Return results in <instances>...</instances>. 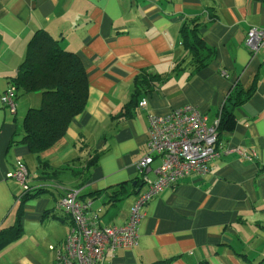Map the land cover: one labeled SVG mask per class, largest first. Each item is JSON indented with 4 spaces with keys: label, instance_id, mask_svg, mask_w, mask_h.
Instances as JSON below:
<instances>
[{
    "label": "crops",
    "instance_id": "1",
    "mask_svg": "<svg viewBox=\"0 0 264 264\" xmlns=\"http://www.w3.org/2000/svg\"><path fill=\"white\" fill-rule=\"evenodd\" d=\"M213 1L218 17L199 28L213 57L192 73L179 27L190 17L207 21L204 7L209 0H0V96L39 29L78 55L89 85L84 110L65 136L41 153L47 166H40L19 143L23 116L39 105L40 96L22 105L15 98L13 113L0 99V226L13 224L24 192L9 175L17 160L27 166L31 189H44L24 202L22 234L0 251V264H56L71 227L57 200L68 190L84 195L81 200L90 203L87 216L98 226L124 223L145 189L136 164L145 152L147 115L193 104L209 124L233 81L248 87L255 77L256 90L235 110V128L218 144L220 154L208 163L209 172L185 176L147 201L141 208L137 243L108 254L103 264H257L264 259V48L253 53L245 46L250 26L264 27V4ZM180 60L179 68L173 66ZM143 69L159 76L142 91L147 107L138 104L113 130L110 115L129 101L134 79ZM77 139L88 143L85 149L103 152L81 186L86 174L80 163L86 153L74 159ZM236 146L251 158L225 152ZM159 161L156 158L152 168ZM118 185L126 193L118 201L105 203L106 195H88Z\"/></svg>",
    "mask_w": 264,
    "mask_h": 264
},
{
    "label": "trees",
    "instance_id": "2",
    "mask_svg": "<svg viewBox=\"0 0 264 264\" xmlns=\"http://www.w3.org/2000/svg\"><path fill=\"white\" fill-rule=\"evenodd\" d=\"M254 1L264 4V0ZM204 10H206L207 21L198 22L197 18L190 17L184 20L179 27L180 39L183 48L187 51L192 73L207 65L213 57V50L205 45L199 28L218 17L216 2L209 0V5H206ZM181 64L180 60L174 62L173 66L179 68ZM157 79L159 76L156 78L155 74L147 73L145 69L137 74L129 101L117 113L110 115L113 130L118 128L120 122H124L132 115L133 110L138 106L142 91L144 92L145 88L148 85L151 86ZM9 83L15 89V98L20 95L40 93L39 105L29 107L23 116L22 136L19 143L27 146L29 152L37 157L40 166H47V162L40 158L41 153L65 136L73 119L86 106L89 85L85 67L75 52L63 49L58 39L53 38L46 30L39 29L30 37L23 60L19 64L15 76L10 78ZM256 86L257 77L248 87H245L237 79L233 81L232 87L217 113L219 118L216 127L217 149L218 144L224 142L225 133L231 132L235 128V110L253 96ZM15 142L17 141L12 139V143ZM73 145L78 154L74 158L75 160L82 159V151L86 153L84 161L80 163V171L84 167L83 173L86 174L78 184L81 186L88 179L90 169L97 164L103 152L96 149L90 151L88 148L85 149L88 143L82 139H77ZM42 191H44L43 188H34L22 192L17 200L13 224L0 226V251L22 234L21 218L24 202L36 197L37 193ZM101 194L107 196L105 203L118 201L126 196L122 185L116 186L109 192L108 190L96 191L90 192L88 195L90 198H95ZM78 197L80 200L84 199V195ZM263 263L264 259H261L257 264Z\"/></svg>",
    "mask_w": 264,
    "mask_h": 264
},
{
    "label": "built area",
    "instance_id": "3",
    "mask_svg": "<svg viewBox=\"0 0 264 264\" xmlns=\"http://www.w3.org/2000/svg\"><path fill=\"white\" fill-rule=\"evenodd\" d=\"M245 46L253 53L264 48V27L250 26ZM1 102L10 112L15 111L13 86L9 85L3 92ZM138 104L146 108L147 99L142 98ZM218 121L216 117L208 124L206 114L193 104L177 106L163 115L149 113L145 152L136 164L145 189L137 195L127 220L119 225L98 226L87 216L90 203L79 200L78 190L64 192L57 200V209L70 216L71 227L64 250L57 252L56 264H98L106 252L133 247L143 217L141 208L147 201L185 176L209 172L208 163L220 154L216 148ZM233 151L248 156L236 147L225 150L226 153ZM156 158L159 164L152 168L151 163ZM150 172L154 173V178L149 176ZM9 175L23 191L31 189L23 161L17 160Z\"/></svg>",
    "mask_w": 264,
    "mask_h": 264
},
{
    "label": "rangeland",
    "instance_id": "4",
    "mask_svg": "<svg viewBox=\"0 0 264 264\" xmlns=\"http://www.w3.org/2000/svg\"><path fill=\"white\" fill-rule=\"evenodd\" d=\"M40 93H31V94H29V95H20L18 98H17V101L19 102H21V105L22 104H26V103H28L29 102V99L31 100V98L33 97V96H40L39 95ZM29 96V97H28ZM142 99V98H141ZM139 101H141V100H139ZM21 107V106H20ZM28 106H26V107H24V109H26ZM19 111H21V109H19ZM25 111V110H24ZM19 114H20V112L18 113V116L17 117H21V116H19ZM236 148H239V149H241V150H243L241 147H237L236 146ZM246 158H251V155L250 154H248V156L246 157ZM156 170V169H155ZM150 173H153V172H150ZM150 173H149V176H150ZM154 174V173H153ZM151 177V176H150ZM141 180H142V178H141ZM22 188V187H21ZM23 189V188H22ZM80 200V199H79ZM136 243H137V239H136ZM135 243V244H136ZM132 248V247H131ZM117 251L115 250L114 252H106L105 254H104V256H103V258L98 262V264H103V260L105 259V257L109 254L110 256H113V255H115V253H116Z\"/></svg>",
    "mask_w": 264,
    "mask_h": 264
}]
</instances>
